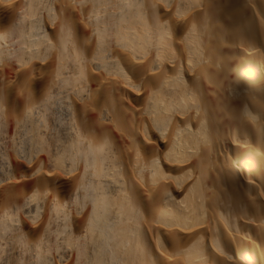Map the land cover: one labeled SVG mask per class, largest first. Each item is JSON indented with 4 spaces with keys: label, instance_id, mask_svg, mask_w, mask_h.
Masks as SVG:
<instances>
[{
    "label": "bare ground",
    "instance_id": "1",
    "mask_svg": "<svg viewBox=\"0 0 264 264\" xmlns=\"http://www.w3.org/2000/svg\"><path fill=\"white\" fill-rule=\"evenodd\" d=\"M0 264H264V0H0Z\"/></svg>",
    "mask_w": 264,
    "mask_h": 264
}]
</instances>
